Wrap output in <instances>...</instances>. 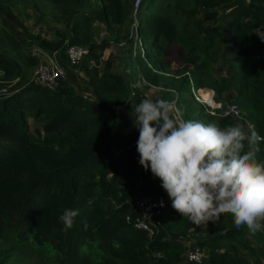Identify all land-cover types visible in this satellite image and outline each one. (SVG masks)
<instances>
[{
	"label": "trees",
	"instance_id": "16d2710c",
	"mask_svg": "<svg viewBox=\"0 0 264 264\" xmlns=\"http://www.w3.org/2000/svg\"><path fill=\"white\" fill-rule=\"evenodd\" d=\"M142 1L149 6L171 3ZM192 2L196 9L201 7L206 20L218 18V22L199 23L197 29L177 35L165 19H153L148 26L155 24L153 35L163 33L171 42L188 37L197 44L196 53L218 47L219 40L229 36L240 61L232 81L237 85L236 102L254 130L264 135V43L254 32L264 25V0ZM87 3L0 0V13L31 39L24 41L0 25V89L9 87L0 94V264H8L23 248L31 250L40 264H243L241 253L253 254L246 226L237 229L230 213L217 222L192 223L172 208L160 179L139 164V131L131 116L137 103L128 100V85L107 63L111 54L98 67L103 57L93 39L97 20L124 21L128 0H106L93 9ZM19 4L33 8L42 23L50 18L65 26L68 34L58 33L59 41H49L30 33L12 10ZM52 8L56 13L47 17L46 9ZM138 25L140 29L141 21ZM73 44L88 47L78 68L85 72L89 92L68 81H60V89H49L28 79L29 68L38 63L35 55L27 53L31 46L59 51L66 58L67 47ZM138 59L145 81L158 84L160 76L140 53ZM181 78L178 83L169 79L168 84L176 87L173 97L185 100L180 92L189 83L186 76ZM30 119L41 126L32 128ZM219 120L222 127L235 122L230 117ZM259 151L264 153V141ZM137 189L164 202L154 217L158 223L149 221L150 230L136 226L140 214L131 200ZM69 208L79 214L73 227L65 229L59 217ZM254 236L264 243L263 232ZM189 237L205 255L200 260L185 256L180 239ZM260 256L264 257V245L256 260Z\"/></svg>",
	"mask_w": 264,
	"mask_h": 264
},
{
	"label": "rangeland",
	"instance_id": "374dc122",
	"mask_svg": "<svg viewBox=\"0 0 264 264\" xmlns=\"http://www.w3.org/2000/svg\"><path fill=\"white\" fill-rule=\"evenodd\" d=\"M134 0H128L126 8V16L124 21L115 23L111 18L105 17L103 20H97L94 24L93 39L95 43L101 48L102 62L98 64V67H103L104 59L111 54L107 61L110 64L112 72L119 73L122 76L123 83L127 84L130 90L129 101L133 103H139L144 98H163L168 100H175L171 95L172 91L176 90V87L169 85V79L175 80L176 83L182 76L188 78L192 77L193 82L188 84V87L184 91H181V97L185 96V100L177 99V118L185 120H193L202 123H208L215 121L221 125L218 117L212 118L206 115L204 108L201 104L193 101L191 96L192 88L197 87H210L216 91L217 98L221 102H228L230 100L236 101L237 85L232 83L235 81V76L240 68V61L237 59L235 50L236 46H232L229 36L221 38L218 43V47L196 53L194 47L197 46L193 40L177 39L173 42L169 41L163 33H159L157 37L154 34L156 31V25L148 26L153 19L161 20L165 19L173 27L175 34L182 30H195L199 23L215 25L218 22V18L213 21L211 19L206 20L201 7L197 6V9L192 0H171L168 5H152L149 6L142 2V4L134 10ZM106 0H89L87 7L89 9L101 7ZM14 14H16L27 26L30 33L38 34L40 38H45L49 41H59L60 35L58 33L68 34V30L65 26L58 22L51 21L50 18H45L46 23H42L38 20V13L31 7L23 6L19 4L12 8ZM47 17L50 13L54 15L56 12L52 8L50 11L46 9ZM138 21H141L142 27L139 29ZM147 23V25H145ZM0 25H4L9 30L14 32L17 36L23 37L24 41L31 39L25 36L23 30H21L16 24L11 22L7 17L0 13ZM37 42V39H34ZM33 41V40H32ZM84 47L88 48L84 45ZM190 51L192 53H190ZM193 52L196 54L193 55ZM27 53L35 54L39 58V62L45 61L52 66H60L63 57L59 51H45L41 48L38 49L36 45L31 46ZM54 54L59 61L49 59L47 54ZM145 56L149 62L153 71L159 75L158 84L145 82L143 79L141 68V60L138 59V54ZM108 55V56H107ZM192 57L195 61H192ZM50 70V67L46 65ZM72 77L67 76L68 85L73 84L77 90L84 91L88 87L85 84L87 79L85 72L82 68L67 67ZM35 66L29 68L31 71L28 74V79L32 80ZM188 72V74H187ZM64 74V71H63ZM2 73L0 72V76ZM66 77V74H64ZM229 82L226 87L219 85ZM190 86V88H189ZM58 89L61 85L57 86ZM189 88V89H188ZM9 89L8 86H4L0 89V94L5 93ZM190 90V91H189ZM201 112L203 115H201ZM234 124L240 123L245 126L246 130H250L252 124L248 117L243 116L239 120H234ZM31 127H40V122L29 120ZM231 126V125H229ZM245 150H247V142H245ZM258 161H264V153L258 151L256 154ZM264 234V232H263ZM248 245L253 250H244L242 254L243 264H264V257L256 260V255L260 252L264 243L255 238L254 234L248 233ZM180 242L185 245L186 252L193 251L196 246L194 238H182ZM201 250V249H200ZM202 252V251H201ZM205 255L202 252L201 258ZM258 257V256H257ZM200 258V259H201ZM37 256L29 249L23 248L18 250L17 253L11 258L8 264H40Z\"/></svg>",
	"mask_w": 264,
	"mask_h": 264
},
{
	"label": "clouds",
	"instance_id": "9594fccd",
	"mask_svg": "<svg viewBox=\"0 0 264 264\" xmlns=\"http://www.w3.org/2000/svg\"><path fill=\"white\" fill-rule=\"evenodd\" d=\"M142 2L133 1L135 11ZM254 32L264 42V25L255 28ZM47 55L49 59L59 61L53 53ZM141 56L149 64L145 56ZM37 59L38 65L41 62ZM63 60L59 63L66 77L59 79V85H62L60 81H67L70 75L65 64L73 68L83 63L72 66L67 55ZM189 80L193 82L190 76ZM31 81L35 83L33 77ZM198 89L213 91L215 99L220 101L216 91L210 87L192 88L193 101L202 105L193 95ZM174 98H144L132 106L133 126L139 131L136 142L139 164L145 171L150 169L152 175L160 179L172 208L192 223L217 222L222 214L230 213L237 229L246 226L252 234L264 232V161L256 158L264 135L261 136L254 128L246 130L240 123L221 127L215 121L205 124L177 118V96ZM231 101L235 100L228 102ZM202 107L208 117H218V120L222 117L233 118L230 115H211ZM241 113L243 117L242 110ZM78 214V209L63 211L59 219L65 229L73 227ZM195 245L198 246L197 243Z\"/></svg>",
	"mask_w": 264,
	"mask_h": 264
},
{
	"label": "built area",
	"instance_id": "2783aa9c",
	"mask_svg": "<svg viewBox=\"0 0 264 264\" xmlns=\"http://www.w3.org/2000/svg\"><path fill=\"white\" fill-rule=\"evenodd\" d=\"M66 52L69 64L74 66L82 63L84 57L87 54V48L73 44L67 47ZM46 65L50 67V70ZM63 77V70L60 68V66L51 67L46 63H39L36 66L33 74V80L35 83L49 88H56L59 85V79H62ZM193 95L195 100L202 103L207 112L211 115H230L235 119L242 118L240 107L235 101L227 103L218 101L215 99L214 92L210 90L198 89L196 92H193ZM132 205L140 214V216L137 217L136 226L150 230V225L148 222L152 221L158 223L154 217L164 205V202L161 205V200H157L152 196L138 190L132 196ZM201 255L202 252L199 248H195L193 251L186 252V257L190 260H199Z\"/></svg>",
	"mask_w": 264,
	"mask_h": 264
},
{
	"label": "crops",
	"instance_id": "0c3cea01",
	"mask_svg": "<svg viewBox=\"0 0 264 264\" xmlns=\"http://www.w3.org/2000/svg\"><path fill=\"white\" fill-rule=\"evenodd\" d=\"M256 37H257L258 41H259L261 44L264 43V42H261L260 38H259L257 35H256ZM70 77H72L71 74L69 75V78H70ZM68 81H69V80H68ZM85 91L87 92L88 90L86 89ZM88 92H89V91H88ZM252 129H253V127H252Z\"/></svg>",
	"mask_w": 264,
	"mask_h": 264
},
{
	"label": "bare ground",
	"instance_id": "6f19581e",
	"mask_svg": "<svg viewBox=\"0 0 264 264\" xmlns=\"http://www.w3.org/2000/svg\"><path fill=\"white\" fill-rule=\"evenodd\" d=\"M203 92V91H202Z\"/></svg>",
	"mask_w": 264,
	"mask_h": 264
}]
</instances>
